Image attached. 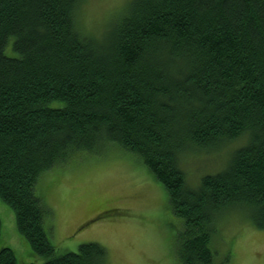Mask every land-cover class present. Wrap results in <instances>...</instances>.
Here are the masks:
<instances>
[{"label":"trees","instance_id":"trees-1","mask_svg":"<svg viewBox=\"0 0 264 264\" xmlns=\"http://www.w3.org/2000/svg\"><path fill=\"white\" fill-rule=\"evenodd\" d=\"M80 1L0 0V199L31 264H107L96 243L57 255L35 188L110 144L164 187L177 263L214 264L219 217L264 229V0H133L100 40L79 30ZM233 142L223 170L187 181L182 155Z\"/></svg>","mask_w":264,"mask_h":264},{"label":"rangeland","instance_id":"rangeland-1","mask_svg":"<svg viewBox=\"0 0 264 264\" xmlns=\"http://www.w3.org/2000/svg\"><path fill=\"white\" fill-rule=\"evenodd\" d=\"M132 1L81 0L76 10L79 30L102 39ZM238 143L182 155L187 181L197 185L202 177L223 170ZM35 189L57 255L96 243L107 251V264H178L175 246L182 222L170 211L162 184L139 157L118 145L56 166L41 175ZM0 219V250L11 248L17 264L43 263L32 254L17 230L14 212L1 199ZM211 246L214 264H264V229L254 227L243 212L218 218Z\"/></svg>","mask_w":264,"mask_h":264}]
</instances>
